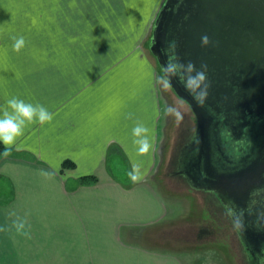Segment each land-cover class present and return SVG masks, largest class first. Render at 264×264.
Segmentation results:
<instances>
[{
	"label": "crops",
	"instance_id": "1",
	"mask_svg": "<svg viewBox=\"0 0 264 264\" xmlns=\"http://www.w3.org/2000/svg\"><path fill=\"white\" fill-rule=\"evenodd\" d=\"M164 2L0 0V109L18 97L53 113L0 160V264H171L172 247L157 245L181 213L158 171L168 121L157 68L137 43ZM137 122L155 131L147 157L133 145ZM133 162H143L139 183L128 176ZM90 176L98 182L82 185ZM17 217L31 238L17 233Z\"/></svg>",
	"mask_w": 264,
	"mask_h": 264
},
{
	"label": "water",
	"instance_id": "2",
	"mask_svg": "<svg viewBox=\"0 0 264 264\" xmlns=\"http://www.w3.org/2000/svg\"><path fill=\"white\" fill-rule=\"evenodd\" d=\"M205 35L209 43L202 45L201 37ZM150 51L158 62L161 76L169 62H192L197 69L206 65V70L213 67L222 75L226 74L227 66L245 64V81L250 84L246 102L264 103V0H166L154 24ZM171 85L197 115L199 128L194 148L200 147V154L183 163L192 185L218 190L225 199L227 196L233 198L235 192L238 196L247 193L249 179L259 178L264 173V144L243 167L236 168L233 164L230 174L220 171L219 178L216 177L210 157L213 118L202 105L183 93L177 77L171 79ZM260 108L264 109V105ZM257 128L264 136V120ZM214 177L219 181L216 182ZM258 236L264 239V233Z\"/></svg>",
	"mask_w": 264,
	"mask_h": 264
},
{
	"label": "flooded vegetation",
	"instance_id": "3",
	"mask_svg": "<svg viewBox=\"0 0 264 264\" xmlns=\"http://www.w3.org/2000/svg\"><path fill=\"white\" fill-rule=\"evenodd\" d=\"M244 65L238 63L227 66L225 75H222L213 67L206 70L211 81V88L207 100L202 106L212 116L214 122L211 140L213 148L210 157H212L211 161L216 168L215 175L218 178L220 171L230 174L231 170L234 169L233 164L236 168L243 167L256 155L254 153L256 149L264 144L263 133L257 128L264 120V109L260 108L264 103L252 102L248 104L246 102L245 95L250 84L245 81ZM178 79L183 93L196 102L185 89L183 80ZM170 89L175 93L172 87ZM261 94L260 92L259 96L262 97ZM164 97L167 107H169L168 96L164 95ZM182 100L189 104L195 115L196 124L193 128L188 127L184 131L185 136L172 147L170 162L165 163L164 170H158L162 176L168 177L169 185H172L171 182H175L174 185L176 186L172 188V197L178 199L181 205L184 204V207H180L181 213L174 216L173 225L178 220L191 218L195 212L197 201L198 203L202 202L203 206L207 208L213 217L214 223H225L233 227L232 215H241L244 227L241 230L233 227V233L235 240L238 241L242 260L245 264H264V239L258 236V234L264 233V173L259 178L255 176L248 178L250 188L247 193L238 196V193L235 192L233 198L227 196L228 199H225L218 190L210 191L194 187L185 174L183 163H186L189 157L192 158L196 154H200L198 152L200 147L198 149L194 148L199 126L197 115L190 103L184 99ZM167 121L168 128H170L172 117L167 115ZM202 150L205 151L204 148ZM204 155L205 153L201 155L202 159ZM254 175L259 174L255 173ZM216 177H214L215 181L218 182L219 180ZM198 184L205 185L204 183ZM175 192L176 194H174ZM189 227L191 230L195 228L193 225ZM198 229V237L191 239L188 236L186 238L187 245L192 244L198 247L201 244L199 241L204 239L205 235L212 234L210 230L204 227L200 226ZM195 231L197 232V229ZM180 243L182 245L176 247L187 246L183 240Z\"/></svg>",
	"mask_w": 264,
	"mask_h": 264
},
{
	"label": "clouds",
	"instance_id": "4",
	"mask_svg": "<svg viewBox=\"0 0 264 264\" xmlns=\"http://www.w3.org/2000/svg\"><path fill=\"white\" fill-rule=\"evenodd\" d=\"M13 50L17 53L25 46L23 36L13 37ZM202 45L209 43V38L205 35L201 37ZM207 66L202 65L200 69L192 63L182 64L179 62H169L163 68L164 75L159 77L158 82L167 90L171 88V79L177 77L183 80L185 89L193 96V99L199 105H203L209 95L211 88V81L208 78ZM6 107L0 109V142L5 146L3 155L8 157L11 153L12 147L17 140L24 135L25 129L37 122L40 125L51 123L53 120V113H51L42 104L26 102L18 97H13L6 101ZM165 114L172 116L177 125L183 120V114L174 106H169L165 109ZM133 145L136 146V155L147 157L153 150L155 141L154 129H149L141 122H137L132 129ZM143 162H133L132 170L128 173L130 180L133 183H139L144 179L145 173L141 170ZM46 178H51L54 173H41ZM16 215L15 212L9 213ZM233 227L241 230L244 227V221L241 215H232ZM26 221L19 217L13 222L18 234L24 235L26 238H31L30 232L25 231ZM7 231V229L0 227V232Z\"/></svg>",
	"mask_w": 264,
	"mask_h": 264
},
{
	"label": "rangeland",
	"instance_id": "5",
	"mask_svg": "<svg viewBox=\"0 0 264 264\" xmlns=\"http://www.w3.org/2000/svg\"><path fill=\"white\" fill-rule=\"evenodd\" d=\"M160 9H158V13ZM158 16V15H157ZM142 35L138 39V46L140 53L144 56V60H150V63L156 66L157 70V81L161 77L160 68L157 60L151 54L150 43L153 36V30L145 29L142 30ZM142 59V60H143ZM153 65V66H154ZM160 88L164 91H160ZM157 93H158V107L161 112L162 125L166 122L165 109L167 108V102L164 95L168 96V101L170 106L176 107L182 114L183 120L177 125L175 119L172 117V124L169 130V146L167 153H165V160L168 164L170 162L171 150L175 144L178 143L184 136L186 129L188 127L195 126V115L193 114L188 103L180 99L170 88L165 90L159 82L157 83ZM161 93V95L159 94ZM164 93V95L162 94ZM174 150V148H173ZM165 162V163H166ZM175 182H171L170 188L175 187ZM168 184L170 182L168 181ZM176 194V193H174ZM196 205V204H195ZM179 207H184V204H180ZM194 214L191 218L187 220H178L171 227V237L166 239L167 242H160V246L172 247L173 256L171 257V264H245L242 260L241 252L239 250L238 241L235 240V235L233 233V227L225 223H214L212 220V215L208 212L207 208L203 206V203L197 201L196 208L194 209ZM204 219V221H202ZM194 226L195 228L191 230L189 226ZM204 227L212 232L210 235H205L204 239L200 240L201 244L192 245L186 243V238L188 236L191 239L198 237L199 229L198 227ZM197 229V232L195 231ZM184 241L187 245L185 247L180 246V241ZM172 242V243H171ZM175 246H173V245ZM182 245V244H181ZM188 247V248H186ZM191 248V249H190Z\"/></svg>",
	"mask_w": 264,
	"mask_h": 264
},
{
	"label": "trees",
	"instance_id": "6",
	"mask_svg": "<svg viewBox=\"0 0 264 264\" xmlns=\"http://www.w3.org/2000/svg\"><path fill=\"white\" fill-rule=\"evenodd\" d=\"M4 151H5V146L2 144V143H0V160L3 158V157H5L4 155H3V153H4ZM74 165L71 163V162H65L64 164H63V167L64 168H70V167H73ZM98 182V179L96 178V177H93V176H90V177H84V178H82L81 179V184L82 185H94V184H96Z\"/></svg>",
	"mask_w": 264,
	"mask_h": 264
}]
</instances>
